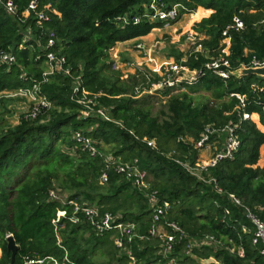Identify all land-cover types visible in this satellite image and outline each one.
Returning a JSON list of instances; mask_svg holds the SVG:
<instances>
[{
	"label": "trees",
	"instance_id": "1",
	"mask_svg": "<svg viewBox=\"0 0 264 264\" xmlns=\"http://www.w3.org/2000/svg\"><path fill=\"white\" fill-rule=\"evenodd\" d=\"M6 1H0V56L11 52L15 61L0 62V91L38 82L51 105L36 117L23 114L14 126L0 120V264L11 261L8 234L20 246L14 264L38 259L44 263L35 264H201L196 256H213L218 261L213 264H264L263 245L253 243L249 217L252 212L264 220V166L258 165L264 145V77L223 78L205 68L211 56L228 59L232 70L254 59L264 61V0H157L167 8L180 4L181 14L197 12L194 20H200L193 29L209 36L201 41L209 55L193 47L184 62L202 69L198 81L180 85L173 94L176 88L158 89L168 98L157 115L153 95L139 96L136 87L149 88L158 73L144 66L124 79L110 57L117 42L165 25L146 17L152 0H37L30 15L25 14L30 0H14L15 14L8 12ZM235 16L245 28L224 36ZM50 39L54 44L47 47ZM49 51L66 61L63 70L45 76ZM176 56L179 61L182 53ZM82 89L96 102L85 116V106L76 101ZM201 91L210 98L197 100ZM227 125L236 126L240 147L208 166L202 179L184 164L195 168V144L208 126L216 130L209 142L222 149ZM119 165L145 170L148 186ZM104 174L108 179L102 182ZM53 190L68 195L63 200L52 196ZM71 202L97 207L99 220L110 213L113 225L134 224L135 233L115 226L100 231L82 212L75 222ZM63 209L66 215L58 217ZM157 225L175 235L172 250L165 251L163 236L152 233ZM207 236L216 243H196Z\"/></svg>",
	"mask_w": 264,
	"mask_h": 264
},
{
	"label": "built area",
	"instance_id": "2",
	"mask_svg": "<svg viewBox=\"0 0 264 264\" xmlns=\"http://www.w3.org/2000/svg\"><path fill=\"white\" fill-rule=\"evenodd\" d=\"M1 1V0H0ZM5 6L6 9L8 10L9 13L15 14L17 12V5L15 3L14 0H7L5 2ZM181 5L180 4H174L172 5L171 8H167V7H163V6H159V3L157 0H152L151 3L148 5V12L146 14V17H148L151 20H163L166 23H171V22H175L176 20H178L183 14H181ZM37 8V0H30V3L25 11L26 15H30L32 10H35ZM39 16L42 18L44 17V13L40 12ZM141 18L139 17H135V22H139ZM245 28V23L244 21L241 19L240 16H235L233 19V22L231 24H229L226 29L223 31V35L226 36L228 35L229 31L234 29V30H243ZM191 36L196 38V40L199 37V33L196 31H191ZM199 40V39H198ZM202 40V39H201ZM201 40H199L195 46V51L196 52H205L206 48L203 46ZM54 44V40L50 39L48 42V46L50 47ZM137 47L139 49H146V46L143 43H139L137 45ZM147 55V54H146ZM47 60H46V70L44 72V75H50L52 74L54 71H60L63 70V65L65 63V58L64 57H58L53 51H49L47 54ZM187 59H182V61H180V63L177 62H173L171 64H169L168 67H165L163 69V72L158 73L159 75V79L156 82H153L151 84V86L149 88H141V86H137L136 87V91L139 94H144V93H152L153 89H164V88H178L180 87V85L186 83V84H193L195 82L198 81V78L200 77L201 73H202V69H192L190 68L188 65L184 64V62ZM15 61V56L11 53V52H4L1 54L0 56V62L2 63H9L11 64L12 62ZM251 65H264V61H259L254 59ZM137 69L138 68H142L145 65L141 64V65H137ZM241 66H247V65H241ZM114 68L119 69V65H116V63H114ZM205 68L206 69H210L211 71H213L215 74L223 77V78H228L231 75V71H232V66L231 63L228 59H225L222 56L219 57H214L211 56L210 60L207 61L205 63ZM151 70V69H150ZM66 73H69V70H65ZM128 76V74L126 75ZM79 85H76L74 87L75 92L79 91ZM182 89L183 86H182ZM8 91H12L15 92V96L18 97H30V102L32 103V105L30 106V109L28 112V115H30L31 117H36L38 115V113L42 110V108L45 107H49L51 105L50 101L48 100V98L46 96H44L41 91H40V83H35L31 88H27V87H20L17 89H12V90H8ZM88 92L85 89H82V96L78 97L76 99L77 102H79L80 104H83L85 106V108L83 109L82 113L84 115H89V113L91 111H93V106L96 105V102L94 101L93 98L88 96ZM241 101L243 103L244 98L241 97ZM244 105V103H243ZM98 114L104 116L106 119L110 120V117L108 116V114L106 113V111L103 108H98L97 109ZM245 117H248L249 115L247 113L244 114ZM235 128L236 126L234 125H227L224 129H222L221 135H223L224 140H223V148L222 149H216V153L213 157V159L211 160V162H209L208 165L203 166L201 171L206 170V168L208 166H213L215 165L220 159H223L225 157H232L234 155V152L238 150V148L240 147V139L238 137V135L235 132ZM215 129L208 126L206 129V133L203 134L202 139L197 142L195 144L196 148H200V147H204L206 145H208L209 139H210V135L215 133ZM76 137L81 140L82 142H84V145L86 147H89L91 150H95L94 146L91 143L90 139H84V137L82 136L81 133H77ZM150 145H154L155 141L151 140L149 141ZM213 145V143H211ZM110 161V160H109ZM113 161V160H111ZM185 167H187L192 173L199 175V173H196L195 168L191 167L189 165V163H185L184 164ZM118 169L120 171H130V172H134V175L136 176V182L140 183V184H145L146 186H148L145 182V179L147 177V172L145 170H138L137 168H132L128 165L123 166V165H119ZM200 178H204L202 175ZM108 177L107 174H104L101 177V181L105 182L107 181ZM51 195L52 196H56V192L53 190L51 191ZM234 197V196H233ZM235 201L237 203H241L239 199H237L236 197H234ZM152 202L153 205L156 206L157 203V199L153 196L152 198ZM74 203V202H71ZM165 207H169V203L165 202L164 203ZM85 213L89 219L92 220L93 225L99 229L100 231L106 230V229H110L112 227H116L119 228L122 232H125L128 235H133L135 233V229L136 226L134 224H122L119 223L117 225H113L114 222V217L110 214V213H105L103 215V217L99 219H96V216H98L99 212H98V208L97 207H93V206H89L87 204L85 205H80L78 203H74V212H73V221L77 222L79 219L77 217L78 213ZM66 210H60L58 212L59 217L66 215ZM158 213H162V208H159ZM159 216L156 215V218H158ZM249 217L251 219V221L253 222L254 226H255V232H254V237H253V243L254 244H262L263 248H262V253L264 254V220L253 214L252 212H249ZM171 226L175 229L180 231L181 229L175 224V223H171ZM244 231H248V227H244ZM152 233L154 235H162L163 239L165 240V246H164V250L165 251H170L172 250L173 247V242L175 240V235L173 234H168V233H164L162 232V228L161 226L157 225L152 229ZM197 241V240H196ZM119 245H121V241H118ZM196 243H200V244H215L216 241L214 240L213 237L207 236L204 239H201L199 241H197ZM239 253L242 255L243 254V249L239 250ZM35 263H44V259H38V260H29L27 262V264H35ZM66 264V263H64ZM74 264V263H73Z\"/></svg>",
	"mask_w": 264,
	"mask_h": 264
},
{
	"label": "rangeland",
	"instance_id": "3",
	"mask_svg": "<svg viewBox=\"0 0 264 264\" xmlns=\"http://www.w3.org/2000/svg\"><path fill=\"white\" fill-rule=\"evenodd\" d=\"M197 17V12L194 13V15L192 16V21H194V18ZM181 18V17H180ZM179 18V19H180ZM178 19V20H179ZM176 20V21H178ZM175 21V22H176ZM186 22H188V19H185ZM193 22H191L189 25H185L184 28H179V27H170L172 25V23H166L165 25L162 27L161 30H157V32H161V34L156 35L155 39L153 40L152 44L153 45H147V46H154L156 48L155 53L157 54V56H160V58H156L158 60V64H148L149 69H151L152 71L161 73L163 72V69L165 67H168L169 64L173 63V62H177L180 63V61H182V59H187V52H189L191 49H193V47L196 46L197 42L199 40H203L208 38L209 36L206 34H204L205 32H199L196 31L195 28L190 29V27L192 26ZM197 23V21L194 22V24ZM191 31H196L199 33V37L197 40L196 38L191 36ZM156 32V33H157ZM206 37V38H205ZM201 40V41H202ZM146 42H144L143 44L146 46L145 44ZM139 43H137L138 45ZM182 53V56L180 58V60H177V56L176 54ZM148 54V53H146ZM204 54L209 55V50L206 49V51L204 52ZM113 56V53H110V57ZM154 60V59H152ZM116 65H118L119 63L116 62ZM133 62L128 63L130 66H132ZM141 65V64H139ZM119 67L121 68V66L119 65ZM122 69V68H121ZM129 71V70H128ZM125 71L124 69V73L122 72L123 78L127 79L129 77L130 74H133L132 71L131 73ZM134 71V70H133ZM129 73V74H128ZM135 73V72H134ZM128 74V76H126ZM77 85L80 84L79 81H77L76 83ZM179 89H172V91L170 92V94H173L175 92H177ZM151 95H153V114L157 115L160 114V111L162 109H164V103L166 102L168 96H162L160 95V93L158 92L157 89H153V92L150 93ZM17 94H15V92L12 91H8V90H4V91H0V120H3L4 123L5 121L7 122V124L9 125H16L19 123L21 116H23V114H25L26 112L29 111L30 106L32 105V103L30 102V97H18L15 96ZM142 94H140L139 96H142ZM197 100L199 99H207L210 98V93L209 92H205V91H201L195 94ZM85 116V115H84ZM2 125V123H0ZM0 125V130L2 129V126ZM225 137L222 138V141L224 140ZM217 149V145L216 144H211L209 143L208 145L204 146V147H200L198 149V154H197V159H196V173H199L200 177L201 175L203 176V171H201L203 166H206L209 164V162H211V160L213 159L216 150ZM106 158L108 160H113V156L111 154H108L106 156ZM259 163H262L264 165V145L261 146L260 149V160L258 161V165ZM57 192L56 195H58V197L60 199L64 200V197H67L68 195V191L63 190V191H55ZM60 192V193H59ZM59 193V194H58ZM57 197V198H58ZM60 214H58L59 217ZM87 236V235H86ZM124 252H129L128 249H124ZM101 258L96 256L95 260H100Z\"/></svg>",
	"mask_w": 264,
	"mask_h": 264
},
{
	"label": "crops",
	"instance_id": "4",
	"mask_svg": "<svg viewBox=\"0 0 264 264\" xmlns=\"http://www.w3.org/2000/svg\"><path fill=\"white\" fill-rule=\"evenodd\" d=\"M196 13V12H194ZM194 13H183V15L181 16V18L176 21V22H171L172 25L170 27H179V28H184L185 25H189L191 22H193L190 27V29H192L194 22L195 21H199V20H194L192 21V16L194 15ZM185 19H188V22L185 21ZM164 26V25H163ZM155 27L151 30L150 33H148L147 35L144 36H139V37H135L126 41H121V42H117L110 50V53H113V56L111 57V59L115 62H118L121 66V68H119L123 73H124V69L125 71H128L131 73L136 72L137 70V65L139 64H144L145 66H148V64L150 65L152 64H158V60L156 59L157 57L160 58V56H157V54L155 53L156 48L154 46H147V45H153L152 42L155 39L156 35L161 34V32H157V30H161L162 27ZM157 32V33H156ZM206 34V33H204ZM207 36V34H206ZM206 38V37H205ZM146 42V49H139L137 47V43H144ZM146 53H148L146 55ZM154 59V60H152ZM131 62H133L132 66ZM130 63V65L128 64ZM134 70V71H133ZM155 72V71H154ZM158 73V72H157ZM129 74V73H128ZM260 160V159H259ZM259 166H264L262 163H259ZM2 256V249L0 247V258Z\"/></svg>",
	"mask_w": 264,
	"mask_h": 264
},
{
	"label": "water",
	"instance_id": "5",
	"mask_svg": "<svg viewBox=\"0 0 264 264\" xmlns=\"http://www.w3.org/2000/svg\"><path fill=\"white\" fill-rule=\"evenodd\" d=\"M231 74L236 77H242L246 75H258L264 77V65H250V66H240L231 71ZM20 246L16 243L15 237L12 234L7 235V249L11 252V261L9 264H14L16 260V255L19 251ZM196 259L201 264H213L218 263L217 259L213 256L208 258H201L196 256Z\"/></svg>",
	"mask_w": 264,
	"mask_h": 264
}]
</instances>
